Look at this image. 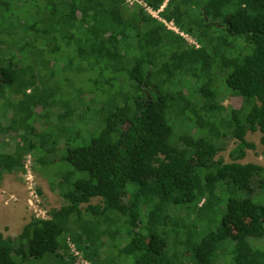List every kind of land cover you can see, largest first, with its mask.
Here are the masks:
<instances>
[{"label": "trees", "instance_id": "obj_1", "mask_svg": "<svg viewBox=\"0 0 264 264\" xmlns=\"http://www.w3.org/2000/svg\"><path fill=\"white\" fill-rule=\"evenodd\" d=\"M138 1L0 0V22L15 28L0 40L14 53L0 63V100H11L0 122L9 113L19 132L15 168L37 144L16 125L33 111L70 168L49 175L59 208L0 236V264H190L171 261L187 240L195 255L209 247L205 264H236L226 225L264 264V165L238 161L254 148L247 131L264 146V0ZM55 46L53 58L70 68L57 71L63 82L53 91L55 82L40 84L33 50ZM21 67L30 68L12 86ZM70 77L76 84L66 88ZM223 88L243 99L240 108L220 104ZM47 101L70 103L75 121L36 119ZM178 115L190 135L179 132ZM228 131L238 143L225 162L216 155ZM166 184L179 195L170 203L161 200Z\"/></svg>", "mask_w": 264, "mask_h": 264}, {"label": "rangeland", "instance_id": "obj_2", "mask_svg": "<svg viewBox=\"0 0 264 264\" xmlns=\"http://www.w3.org/2000/svg\"><path fill=\"white\" fill-rule=\"evenodd\" d=\"M129 6L138 5L139 2L135 0L127 1ZM6 7L5 3H0V10H4ZM27 8V6H26ZM2 10V11H3ZM26 12V10H24ZM6 19H9V13L3 12ZM170 24V23H168ZM170 26H172L170 24ZM175 27V26H174ZM15 34V28L8 25L7 22H0V40L12 38ZM189 39L190 37L187 36ZM27 39V38H26ZM6 45L0 42V63L3 61L9 62L10 58L14 55L11 49L4 50ZM54 48V49H53ZM53 48L39 47L33 50V55L36 57V63L41 67L43 72L40 74V84L44 81L55 82L51 85L52 90L55 91L58 87V82L62 80L61 75L57 71L67 70L68 64H58L53 58V50H56V46ZM21 55V54H19ZM27 56L28 53H25ZM23 65H30L25 62ZM26 67V66H25ZM21 67L15 70V80L12 86L15 85L20 79H22L29 68ZM83 65L80 64L74 67V75L83 69ZM33 73V70H31ZM70 72H66L65 76H70ZM73 75V72H72ZM73 83V77L68 78L63 85L70 86ZM76 84V83H75ZM208 93V91L206 90ZM220 104L226 108V111L240 108L243 99L232 93L229 90L223 88L218 95ZM11 100L7 94H4L2 100H0V112H6L10 107ZM51 111L43 109L45 107L40 106L36 113L39 115L36 119H42L46 125H50L51 122L57 121L59 123H72L74 122V110L70 103H62L53 106L52 101H47V106ZM44 112V114H43ZM22 113V112H20ZM9 113L1 118L0 122V236L2 237H13L20 233L22 227L31 219L32 216H39L46 218L47 211L50 208H59L63 203L64 199L59 193V189L56 187L58 179H51L54 172L70 170L68 164L65 162H59L58 158L62 156L61 152H53V147H58L60 150L63 148L62 144L57 146L56 141L51 139L48 131L45 130L44 126L38 120H34L35 112L29 119L23 121L19 115L18 123L21 125V131L25 134L37 138V144H33L31 149L28 151L22 159L23 168H15L13 162V147L16 141H19L16 129L10 128L7 121ZM227 115V114H226ZM178 121L180 124V133L182 136L190 135L192 128L188 117L185 115H178ZM247 141L254 144L253 149H246V154L242 159L238 161L241 163H257L264 165V146L260 142V133L258 131L251 132L247 131L245 134ZM192 141V139H191ZM190 141V142H191ZM189 142V143H190ZM238 139L235 138L231 131L227 132L224 138H221L219 144L223 146L222 151L218 152L216 158H222L225 162L234 160V152ZM82 142H75L73 145H80ZM57 150V149H56ZM69 173V172H68ZM79 177H87L85 173H77ZM52 181L54 183H52ZM179 195L174 192L169 184H166L161 200L167 203L176 200ZM141 200H144L143 198ZM101 202L99 198H93L92 204ZM117 220V217H114ZM225 233V243L231 244V252L234 254V260L236 264H242L243 261L248 260L250 264H254L253 254L251 253L247 243L241 240L239 232L232 227V225H226L222 229ZM223 233V234H224ZM125 244V243H124ZM123 244V245H124ZM122 245V246H123ZM122 251H127V248H123ZM209 251V247L204 248L199 255H195L193 251V244L190 240H187L185 245H181V248L172 250L171 256L178 263H183L189 258V262L193 264H205L206 255ZM173 254V255H172ZM81 262H84L81 260ZM174 264V261H172ZM170 263V264H172Z\"/></svg>", "mask_w": 264, "mask_h": 264}, {"label": "built area", "instance_id": "obj_3", "mask_svg": "<svg viewBox=\"0 0 264 264\" xmlns=\"http://www.w3.org/2000/svg\"><path fill=\"white\" fill-rule=\"evenodd\" d=\"M127 1H130V0H127ZM135 1H137V2H139V3H141L140 1H138V0H135ZM150 11V10H149ZM154 16H156L157 17V12H153V11H150ZM170 24L172 25V26H170ZM170 24H168V26L170 27V28H172V29H174L175 31H177V29L173 26V24L172 23H170ZM184 35V34H183ZM185 37H187L186 35H185ZM83 261V260H82ZM83 264H89L88 262H86V261H84V262H82Z\"/></svg>", "mask_w": 264, "mask_h": 264}]
</instances>
